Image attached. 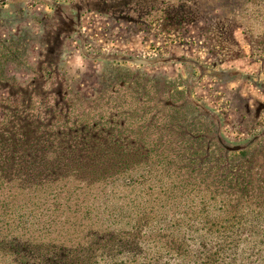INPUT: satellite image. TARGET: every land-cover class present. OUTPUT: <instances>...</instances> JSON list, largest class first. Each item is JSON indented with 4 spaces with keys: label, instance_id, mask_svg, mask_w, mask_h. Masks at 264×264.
Segmentation results:
<instances>
[{
    "label": "rangeland",
    "instance_id": "obj_1",
    "mask_svg": "<svg viewBox=\"0 0 264 264\" xmlns=\"http://www.w3.org/2000/svg\"><path fill=\"white\" fill-rule=\"evenodd\" d=\"M75 1L0 0V120L2 105L42 117L60 82L74 112L63 125L95 121L108 130L99 138L137 143L123 155L151 162L134 170L145 182L122 190L132 209L112 217L98 190L77 216L49 199L48 215L67 222L53 237L82 264H264V0H200L177 24L158 12L75 15ZM35 77L44 96L31 101L21 89ZM45 193L0 205V238H21V212Z\"/></svg>",
    "mask_w": 264,
    "mask_h": 264
},
{
    "label": "trees",
    "instance_id": "obj_2",
    "mask_svg": "<svg viewBox=\"0 0 264 264\" xmlns=\"http://www.w3.org/2000/svg\"><path fill=\"white\" fill-rule=\"evenodd\" d=\"M199 2L200 0H76L71 8L75 9V15L84 11H96L117 20L137 22L158 12L166 16L168 24H177L193 18ZM43 79L45 78H39L38 85V77H35L21 92L28 93L31 101L32 95L35 101L36 97H43L44 95L40 96L44 90ZM56 84L58 87L57 93H53V104H47L42 117L22 112V107L19 106L7 109L8 111L1 106L4 116L0 120V205L17 202L18 198L12 197L27 196L28 190L47 191L41 197L37 194L32 197L29 208L33 209L30 212L27 211L28 208L22 210L20 220L24 229H19L21 238L15 235L0 238V260H7L2 264H82L86 256L78 253L75 247L53 237L65 233L67 222L62 214L66 210H73L77 216V208L86 205L87 189L92 193L98 190L96 194L102 192L108 217H112L113 213L120 214L127 207L132 209L133 199H129V195H123L122 190H130L131 194L133 187L145 182L148 177L136 171L134 173V170L141 169L146 173L151 162L149 155H123L127 153L126 148L130 144L135 147L139 144L111 143L99 138L98 133L102 129L108 130L95 121L81 120L78 115L73 117L72 125H63V116L70 118L74 112L71 106L67 110L66 92L62 84ZM31 86L38 89L31 91ZM52 109L56 111L51 112ZM9 114L11 117H8ZM57 117L58 121L53 123V119ZM52 133H63L68 137L64 139L59 135V139L51 141L48 137ZM55 149L58 151L55 152ZM51 151L52 155H48ZM99 151L107 152L108 155H98ZM136 151L143 154L145 148H138L134 153ZM113 198L121 201L119 205L107 206V202ZM49 199L54 200V203L58 202L54 212L59 210L62 212L61 216L48 215L49 208L45 206ZM72 200L79 203L71 205L69 201ZM40 202L42 206L39 205ZM75 205L78 207L73 209ZM92 208L96 209L95 206H87L84 212L92 214ZM42 210L44 211L41 212ZM96 216H99L98 211Z\"/></svg>",
    "mask_w": 264,
    "mask_h": 264
}]
</instances>
